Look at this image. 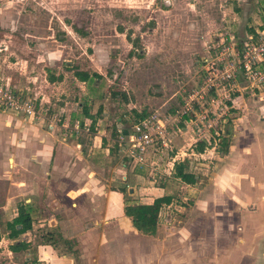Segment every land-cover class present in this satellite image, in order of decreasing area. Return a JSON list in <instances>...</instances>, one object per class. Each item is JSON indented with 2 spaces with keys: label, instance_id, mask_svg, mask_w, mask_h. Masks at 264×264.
Wrapping results in <instances>:
<instances>
[{
  "label": "rangeland",
  "instance_id": "rangeland-1",
  "mask_svg": "<svg viewBox=\"0 0 264 264\" xmlns=\"http://www.w3.org/2000/svg\"><path fill=\"white\" fill-rule=\"evenodd\" d=\"M263 16L264 0H0V82L34 100L44 118L27 122L11 114L6 125L41 129L49 115L59 122L61 108L78 112L76 103L93 113L100 107V125L108 133L111 126L128 129L137 115L171 116L202 83L216 46L240 48ZM76 71L98 75L82 83ZM220 92L221 102L231 106L224 115L210 125L199 123L205 106L194 104L189 114L170 121L168 146L149 148L142 165L128 163L123 172L116 152L99 159L105 187L96 196L117 190L122 207L161 193L157 184L172 196L152 238L117 212L101 217L88 203L49 205L48 186L38 181L18 187V175L7 178L11 161L0 157V264H158L203 225L207 232L197 247L211 259L213 239L229 244L211 237L226 219L234 232L231 255L264 264L262 252L257 259L237 252L239 246L264 247V207L257 209L256 200L246 203L245 194L254 190L255 198L264 196V185H255L264 179V82L239 78L236 87L221 85ZM171 157L188 161L192 185L171 177ZM240 182L249 185L242 198L237 197ZM20 204L29 209L31 227L10 239L5 223ZM157 245L163 247L159 258L156 250L148 252Z\"/></svg>",
  "mask_w": 264,
  "mask_h": 264
},
{
  "label": "crops",
  "instance_id": "crops-1",
  "mask_svg": "<svg viewBox=\"0 0 264 264\" xmlns=\"http://www.w3.org/2000/svg\"><path fill=\"white\" fill-rule=\"evenodd\" d=\"M258 28L259 26L255 27L253 30L249 29L250 34L254 35L255 30ZM86 73L89 77L86 81L79 80L80 82L86 83L91 80L96 81V76L98 74L94 77L88 72ZM58 79L60 80L61 76H57V78L50 76V80L52 81ZM100 79L101 78H99V80ZM98 85L99 84H95V87H98ZM76 106L78 108V110L76 109L78 111L76 113L70 112L68 107L61 108L63 111L60 112L61 114L59 115L60 118L58 119V123H54L52 115H49L50 127L47 128L45 125L41 129L34 128V125H28L30 127L25 126L26 128L21 126L15 127L12 125L8 126L6 125L5 117H12V113L7 111L0 112V157L3 158L6 156V162H8V160L11 161V164H9L10 174L7 178L12 175H18V180L21 181L16 182V185L21 188L27 184L29 187L33 184L37 186L39 184L38 181L41 182L43 186H48L49 205L65 203L75 207L81 203H88L89 205H93V213L96 212L97 216L99 215V212H102L101 217L108 214L111 215L112 213L114 214L115 212H117V214H123L120 205L119 191L108 190L104 193V197H101L100 195L98 197L96 194H100L101 190L105 187V184L99 179L100 157L104 158L106 156H112L113 152H116L119 159L122 161L120 163L121 171L123 170V172H126L128 170L125 166L128 163L120 157L115 145L111 142L113 132L116 134V130L125 127L122 126L118 128V126L114 125V130L111 126V129H109L111 132L108 133L106 132V129L100 125V121L103 119L100 107L93 113L87 111L86 107L81 104L79 105L76 103ZM15 124L18 125L17 123ZM75 124L78 125L77 128H75ZM99 153H101V156ZM258 157H262L260 153ZM172 159L173 161L169 162L171 169L173 162L178 161L174 157H171V160ZM3 164L5 163L3 162ZM261 166H263V163ZM260 173L261 180L264 175V168H262ZM22 176L27 178L23 179ZM123 177L125 179V176ZM245 182H240L238 184L240 187V194L237 196L238 198L242 196L244 190L249 186ZM257 184L264 185V179L256 182L255 185ZM162 187L163 186L156 187L161 193L151 197H145L147 199L146 201H135V203H151L153 198L164 195ZM231 187L235 189V187L229 184L228 188L230 189ZM91 191H93L92 195H90ZM245 194L246 203L249 201L251 202V200H256L257 209H262L264 207V196L261 198L262 201L259 197L255 198L258 195L254 190ZM230 199L233 198L230 197ZM257 199L260 200V202ZM101 203H103V207H99L97 212L96 205L102 206ZM170 204L171 202L163 206V208L168 207ZM228 204H233V201L229 200ZM262 210L264 211V209ZM239 215L240 214L238 213V216ZM51 220L52 218L50 221ZM226 220L227 221H224L223 224L219 226L216 225L213 228V231H211V237L221 238L223 242L228 241L227 243L229 244H223L220 246L218 245V241L213 239L212 242H214V244L211 246V259L204 257V255L201 254L202 249L198 250L197 247L207 232V225L205 227L203 225L197 230H190L189 236L191 240H186V243L179 245V248H175L173 251L168 249V254L170 256L169 260H159L160 262H158V264H248L245 261L242 262L241 260H237L238 258L236 256L231 255V250H233L231 238L234 232H231L230 230L232 223H229L228 219ZM158 224L159 226L161 225L160 221ZM216 227L220 230H216ZM239 232L242 233L243 230L240 229ZM51 235H55V233L51 232ZM154 235L148 236L152 238ZM197 236L200 237L196 238ZM66 241L67 240H63L64 243H66ZM193 241H195V244H193ZM258 242H262V240H258ZM148 248V252H150L151 249L156 250L158 258L162 256L161 251L163 250V247L161 245H157L156 249L155 246H148ZM51 251L53 252L52 249ZM237 252L241 257L245 256V259H247L250 253H254V256L257 259L259 252H262L264 255V247L260 245L258 246L257 244L245 247L239 246ZM249 264L262 263H257V260L253 257V261Z\"/></svg>",
  "mask_w": 264,
  "mask_h": 264
},
{
  "label": "built area",
  "instance_id": "built-area-1",
  "mask_svg": "<svg viewBox=\"0 0 264 264\" xmlns=\"http://www.w3.org/2000/svg\"><path fill=\"white\" fill-rule=\"evenodd\" d=\"M262 20V25L255 30L254 35L249 34L242 41L240 48L231 43L216 46L219 49L214 59L206 64L202 83L187 95L182 105L171 116L161 119L155 113H149L130 124L128 129L116 130L117 133L111 142L126 163L133 167L140 166L146 162L149 148L168 146L170 138L167 129L170 121L189 114L194 104L205 106L199 113V123L205 120L207 125L216 122L231 108L226 101L221 102V85L231 89L237 86L239 78L250 84L255 81L264 82V16ZM203 98L205 104L201 101ZM5 111L27 122L44 119L34 100L22 96L7 84L0 82V112ZM46 126L50 127L49 118ZM77 127L75 124V128ZM169 168L171 169L170 166Z\"/></svg>",
  "mask_w": 264,
  "mask_h": 264
},
{
  "label": "trees",
  "instance_id": "trees-1",
  "mask_svg": "<svg viewBox=\"0 0 264 264\" xmlns=\"http://www.w3.org/2000/svg\"><path fill=\"white\" fill-rule=\"evenodd\" d=\"M95 75L97 74H91V76ZM74 76L80 81H86L89 77L86 72L82 71L74 72ZM145 115L146 114L137 115L138 117L135 121ZM219 144L221 148L226 146V139L221 138ZM200 148L201 146H198L197 150ZM170 175L173 179H177L186 185H192L195 182V176L188 170V161L186 159L173 162ZM157 186H162V184H157ZM171 201L172 196L164 194L153 198L151 203L127 202L123 204L122 212L127 218H129L131 226L137 232L143 235H154L161 218V211L164 209L163 206L169 204ZM30 227L31 217L29 209L22 204L17 206L15 216L5 223L6 235L10 239H13L18 234L29 230ZM17 246L18 244L12 245L11 248H17Z\"/></svg>",
  "mask_w": 264,
  "mask_h": 264
}]
</instances>
